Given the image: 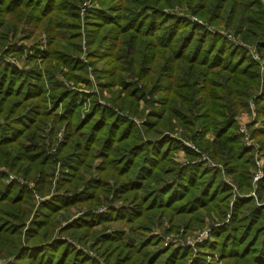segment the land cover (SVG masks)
<instances>
[{"label": "trees", "instance_id": "1", "mask_svg": "<svg viewBox=\"0 0 264 264\" xmlns=\"http://www.w3.org/2000/svg\"><path fill=\"white\" fill-rule=\"evenodd\" d=\"M83 1L0 0L2 46L27 15L49 35L42 65L23 70L0 57V169L34 181L44 213H64L58 264H79L70 237L104 261L83 255L81 264H264V178L253 183L254 147L243 143L237 119L245 108L251 115L253 101L248 130L264 156V73L243 48L204 27L223 28L264 56V0H92L82 17ZM176 8L206 24L166 12ZM84 39L88 65L80 60ZM87 67L108 84L111 107L93 95L84 112L81 95L56 79L78 83L90 76ZM48 131L52 140L64 133L55 160L44 145ZM204 155L219 167L205 165ZM49 163L60 164L57 180ZM6 177L0 170V201L17 185L20 201L27 186L3 187ZM102 205L107 212H98ZM73 208L84 209L83 218L73 219ZM166 221L168 233L210 223L213 237L198 254L163 247L152 234ZM215 253L208 263L205 254Z\"/></svg>", "mask_w": 264, "mask_h": 264}, {"label": "rangeland", "instance_id": "2", "mask_svg": "<svg viewBox=\"0 0 264 264\" xmlns=\"http://www.w3.org/2000/svg\"><path fill=\"white\" fill-rule=\"evenodd\" d=\"M85 1L87 0H84L80 4L82 17L84 16V13L82 12V7ZM88 1L90 2V5L93 4L92 0L91 1L88 0ZM166 12L170 15H177V16L182 15L185 18L189 19L191 22L199 24L198 22L192 20V18L195 16L187 13L183 14L182 10H180L179 8L173 10H167ZM23 22L24 23L21 24L20 29L17 33L11 32L9 34L6 45L4 44L2 46L0 44V57L5 58L6 62L9 65H15L19 69L27 70L32 68L33 65H35V63L37 65H42L43 56H45L46 54L45 52L48 46L49 35L47 31L39 27V20L33 19L32 16L30 15L25 16ZM204 27L207 29V31L211 32L212 34H219V36L226 37L229 41H231L235 45L243 48L254 59V61L259 62L261 73H264V56H262L259 53L260 51H258V48L256 46L247 44L243 42L241 39H238V37L234 38L231 34H228V32H226L223 28L211 26L208 24H206ZM85 43H86L85 39L82 40L83 53L80 57V60L85 65H88L89 63L88 54ZM97 65H103V64L98 63ZM86 69L90 73L92 72L91 67H87ZM61 70L66 71L65 68H61ZM56 79H58L62 84H64V86L70 92L81 95L80 97L84 99V112L89 111L91 104L93 103V100L91 99L93 95L98 96V102L100 105L111 107V103H109V101L111 100L112 94L108 90V84H106L105 81L101 82L100 80H98L94 74L91 73L90 76L80 80L78 83H75L74 81H68L65 78V76L61 73H58L56 75ZM113 90H117V88H112V91ZM252 99H250L249 102ZM143 107H144V103L141 104L140 109H143ZM247 112H248V108H245L244 110L242 109L240 115L237 117L240 124L245 123L249 120L248 118H246ZM258 124L259 126H261L260 122H258L257 125ZM49 133L50 131L46 132V134L43 135L44 145L46 146L48 157H51L52 159L55 160L54 155L59 147L60 141H62L64 138V133L59 132L58 134H56L54 140L51 139ZM185 143L194 146L192 142H185ZM256 144L257 146L254 147V154L256 153V151L259 152L258 150L259 144L257 142ZM258 155L259 156L261 155L264 159L262 153L259 152ZM175 158L181 163L186 161V157L184 156L183 151H181L179 154H176ZM49 169H50L49 174L53 176V174L55 173L54 176L57 180V178L60 177V164L57 163L55 167L53 164L49 163ZM0 170H2V173L7 176L2 181L3 187L10 184L11 181L14 180L17 183H20L21 185L27 186L26 190L22 193L23 195L20 196L19 198L20 201L15 202L19 191L18 185L9 194L10 199L0 201V226L1 225L2 227L6 226L7 228L10 229V231H8L9 233L0 232V264H58L59 263L58 259L64 254L63 250L65 245L58 244L57 242L61 240H65L64 237H61L59 235H66L64 233L60 234L59 232L61 230V227H66L68 224L67 222L66 223L63 222L64 213L60 211V213H58L57 216L55 215L52 216V214L47 215V213L43 212L42 210L43 204L41 202L40 196H43L44 194L35 190L32 192L31 189L34 188L35 182L31 180L30 182H26V180H24L22 177V176L26 177L24 172L22 174H17L16 172L11 171L10 169L4 167H1ZM30 178L33 179L32 176ZM55 178H54V182H52L53 188H55L57 184L55 182ZM225 181L231 185V187L233 188V192H236V186L232 182V179L226 177ZM3 187L1 188L3 189ZM51 190L52 189L50 185V192ZM259 204L264 206V202L262 203L259 202ZM20 210H25L27 212V213H23L22 218H18ZM83 210L84 209L73 208L72 218L73 219H76L78 217L83 218V216H80L81 213L79 212ZM38 211L42 213V215H39ZM9 212L18 213V215L9 216L8 214ZM98 212L99 213L107 212V206L102 205L98 209ZM42 220L44 222H41ZM216 222L218 223V221ZM36 223L46 224L48 230H45L46 228H42V226L38 227ZM53 223L55 224V227L53 228V230H51V225H53ZM14 225L18 226L16 232H15V227H13ZM208 225L201 229L198 230L196 229L190 233H184L182 230L180 232L168 233L170 225L166 221L163 224V226L157 225L155 228H153L152 235H155L153 237L157 236L160 239L161 245L163 247L166 248L172 247L173 249V248H178L180 246H184V245H178V243L175 242L179 241L180 243L187 244L189 241L193 240L197 235L201 234L208 227ZM209 226H211V224ZM211 228L213 227L211 226ZM212 237H213V233L211 231V233L209 234V238L211 239ZM68 239H69L68 241L71 243L70 245L73 246L74 248L70 250V253H72L71 255H74L76 253L77 257L79 258L78 260L79 264H81L82 262L83 255L84 256L88 255L89 257L94 258L99 262H104L94 252V250H92L89 247V245L87 247L80 244L78 239H73L71 237ZM206 240L202 241L201 243H198V245L195 248L191 246L188 247L193 248L195 254H198L199 253L198 246L203 244V242H205ZM92 242L93 240H90L88 243H92ZM11 244L14 245V247L11 248L10 247ZM78 251L79 252L82 251L81 255ZM205 255L207 256L206 261L208 263H216L218 259L216 253L214 254V256L211 254H205ZM74 260H71V262H73ZM66 264L68 263L66 262Z\"/></svg>", "mask_w": 264, "mask_h": 264}, {"label": "built area", "instance_id": "3", "mask_svg": "<svg viewBox=\"0 0 264 264\" xmlns=\"http://www.w3.org/2000/svg\"><path fill=\"white\" fill-rule=\"evenodd\" d=\"M89 4H90V2L86 1L83 6L88 7ZM192 20L198 22L201 25L204 24L201 20H199L195 17H193ZM250 103H251V115L246 116V118L249 119L247 122L240 124L239 132L242 135L243 143L246 146L256 147V144L254 143L253 139L251 138L250 132L248 130V125L255 119V116H256V114L254 112V103H253V101H251ZM187 145L192 147V148H195L191 144H187ZM258 153L259 152L256 151V153L254 154L255 155V162H256V170L254 171V177H253V183L254 184L259 183L264 178V159L261 155L259 156ZM201 161L204 162L205 165H207L209 168L219 167L217 164L211 162L210 159L206 155H204L202 157ZM253 195H255V194L253 193ZM228 221H229V216L226 219V222H228ZM219 225H221V223L220 224L216 223L214 226H219ZM211 231H212L211 226H208L201 234L197 235L193 240L189 241L187 244L186 243H180L179 241L175 242V243H178V245H186V246H191V247L195 248V246L198 243H201L202 241L209 238V234L211 233Z\"/></svg>", "mask_w": 264, "mask_h": 264}]
</instances>
